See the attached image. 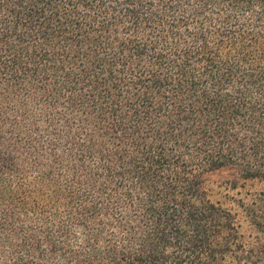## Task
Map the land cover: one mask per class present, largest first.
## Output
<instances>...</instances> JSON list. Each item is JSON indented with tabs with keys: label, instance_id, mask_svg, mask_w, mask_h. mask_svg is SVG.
Listing matches in <instances>:
<instances>
[{
	"label": "trees",
	"instance_id": "trees-1",
	"mask_svg": "<svg viewBox=\"0 0 264 264\" xmlns=\"http://www.w3.org/2000/svg\"><path fill=\"white\" fill-rule=\"evenodd\" d=\"M0 264H264V0H0Z\"/></svg>",
	"mask_w": 264,
	"mask_h": 264
},
{
	"label": "rangeland",
	"instance_id": "rangeland-1",
	"mask_svg": "<svg viewBox=\"0 0 264 264\" xmlns=\"http://www.w3.org/2000/svg\"><path fill=\"white\" fill-rule=\"evenodd\" d=\"M233 207L235 208V210L237 209L235 206ZM239 220L241 223L240 232L244 240L253 242L257 235L260 236L255 227H253V225L249 221L245 220L243 216H240Z\"/></svg>",
	"mask_w": 264,
	"mask_h": 264
}]
</instances>
